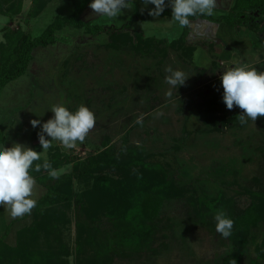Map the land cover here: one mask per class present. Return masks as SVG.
Listing matches in <instances>:
<instances>
[{
	"label": "rangeland",
	"instance_id": "obj_1",
	"mask_svg": "<svg viewBox=\"0 0 264 264\" xmlns=\"http://www.w3.org/2000/svg\"><path fill=\"white\" fill-rule=\"evenodd\" d=\"M263 1L245 0L241 4L239 0H223L225 4L221 3L213 16L190 17V25L183 29L171 20V11L159 17L136 19L154 8L151 4L145 7L142 0H133L132 10L124 9L116 20L93 15L89 7L92 0H22L21 13L0 15V42H8L6 34L18 30L33 37L41 35L58 15L75 11L80 20L88 23L74 22L56 31V42L36 48L26 73L3 89L0 148L20 143L41 152L42 162L54 163L55 152L59 151L87 163L89 157H99L112 145L121 164L131 163V157L124 153L131 149L141 163L145 161L167 172L174 184L184 189L183 198L169 197L171 200L166 202V213L174 224V230L167 229L169 246L161 247L153 257L145 252L116 256L111 264H219L231 252V242L200 220L187 203L190 196L221 203L232 199L243 209L256 206L261 223L252 229L244 264L255 257L264 263L256 252L257 247L264 252V117L241 125L238 116L242 110L236 106L226 108L220 81L226 67L242 63L264 71ZM229 21L232 25L227 24ZM113 27H127L129 32L117 38L118 30L112 33ZM98 29L102 31L94 32ZM127 34L132 35L131 42H127ZM169 66L189 77L177 90L171 88L170 98L166 96L170 86L165 82ZM58 104L73 112L81 104L87 106L95 114V127L84 143L77 142L73 149L52 141V146L43 151L37 134L54 115L52 106ZM139 117L141 124L136 123ZM33 119L40 120L41 126L33 128ZM45 138L50 139L46 134ZM76 164L71 161L52 171L69 172ZM125 171L109 165L75 179L74 191L83 196L82 203L76 206L72 201L68 208H57L58 213L69 217L59 235L52 220H46L48 231L45 226L38 227L34 211L13 219L0 206V239L15 247L31 235L25 252L29 260L31 257L27 264H34L44 249L60 238L73 252L68 257L69 264H76L78 214L82 221L105 228L107 217L100 223L89 208L94 202H111L117 187L128 185L130 173ZM99 177L103 182L98 181ZM106 182L111 187L102 185ZM41 190L35 188L34 199ZM49 231L52 235L45 246Z\"/></svg>",
	"mask_w": 264,
	"mask_h": 264
},
{
	"label": "trees",
	"instance_id": "obj_2",
	"mask_svg": "<svg viewBox=\"0 0 264 264\" xmlns=\"http://www.w3.org/2000/svg\"><path fill=\"white\" fill-rule=\"evenodd\" d=\"M239 1L242 4V1L245 0ZM252 1L258 3L261 0ZM261 6H264V1ZM169 11L172 12V9ZM21 12L22 0H0V15L14 16ZM147 15L148 12L139 14L136 19ZM74 22H77L78 25L88 24L80 20L77 11H75L66 16L58 15L41 35L33 37L23 30H18L15 34L13 32V35L9 34L11 32L6 34L8 42H0V97L8 83L26 73L29 62L34 58L33 54L36 48L54 44L58 38L55 32L69 27L70 24L73 25ZM127 27L116 30L113 27L112 33L118 30L116 36L120 38L121 35L125 36L129 32L125 30ZM100 31L102 30L98 29L94 32L99 33ZM131 36L127 42L130 41ZM124 153L131 157V163L121 164L119 158L115 157V146L112 145L107 146V150H102L99 157H89L87 163L78 162V158L57 151L54 155V163L48 162L51 165V170L47 171L62 168L71 161H76L77 164L71 171L56 174L55 177L45 173L46 170L43 167L39 172H36L34 170L35 165H33L30 174L46 188V192L37 200V205L32 210L36 225L38 227L45 226L44 228H47L48 231L49 226L46 220L49 219L50 222L52 220L51 225H55V229H57L55 232L58 235L61 233V225L66 224L69 217L65 213H58L57 208L60 205L68 208L72 201L76 206H80L82 203L83 196L74 191L75 179L85 175L90 176L94 171H100L104 166L109 165L130 173L128 185L125 184L123 188L117 187L111 200H109L111 202H98V208L96 202H94V206L90 204L91 208L89 209L93 210L98 222L103 223V217H107L108 223L105 228L98 229L86 220H84L85 222L82 221L78 214L74 247L76 264H111L116 256H137L143 252L149 257H153L160 252L161 247L167 248L169 246L166 241L169 237L167 229L174 230V224L169 214L166 213V202L171 200L169 197L183 198L181 193H185L184 189L177 187L167 172L161 171L157 167L145 163V161L141 163L137 157L132 155L131 149H127ZM38 162L43 165L45 161L38 160ZM134 167L136 169H133ZM124 178H126L125 174ZM99 180L103 182L101 177L98 178ZM106 183L102 185L111 187L112 184ZM175 191L176 193L173 194ZM186 199L200 220L213 227L216 225L214 216L218 210H224L227 217L234 221L232 235L228 237L232 246L231 252L224 255L219 264H244L248 244L252 239V229L259 227L258 225L261 223L260 211H255L256 206L238 208L236 201L234 202L232 199L224 200L222 203L220 200L200 198V196H190ZM87 212L90 213L91 211L87 210ZM27 229L33 230V228ZM24 234V232L21 233V239H23ZM51 235V231L46 233L45 246L49 243ZM26 239L15 247L8 246L0 239V264H6L9 261V264H19V261L26 264L28 261L30 262L31 257L29 260L25 249L31 242L32 236L30 235ZM157 242L158 245H156ZM256 252L257 256L260 255L264 258V252L261 248L257 247ZM71 254H73L71 248L59 238L56 244H51L50 247L44 249L42 256L37 257L34 264H69L68 257ZM255 259H247L249 261L247 264H261L259 257H255Z\"/></svg>",
	"mask_w": 264,
	"mask_h": 264
},
{
	"label": "clouds",
	"instance_id": "obj_3",
	"mask_svg": "<svg viewBox=\"0 0 264 264\" xmlns=\"http://www.w3.org/2000/svg\"><path fill=\"white\" fill-rule=\"evenodd\" d=\"M223 0H142L146 7L151 4L154 8L148 11V15L159 17L165 7L171 6V20L183 29L190 25V17L213 16L214 10L221 5ZM92 14L97 17H106L116 20L123 14L124 9L132 10L133 0H92L89 4ZM143 8L141 12H143ZM169 75L165 82L170 86L166 92L167 97L173 95L171 88H177L185 84L189 78L182 70H174L172 67L165 69ZM223 88V102L228 110L234 106L242 110L238 116L241 125L248 120L253 123L259 117H264V71H258L246 63L238 66L226 67L220 76ZM54 114L41 126V121H30L33 128L41 126L37 134L39 144L43 151L52 146V141H59L66 149H73L77 142L84 143L90 131L95 127L96 117L93 111L81 104L73 112L62 104L51 108ZM136 123H142V117L137 118ZM45 134L50 139L45 138ZM41 159V152L20 143H14L11 147L0 148V206H3L11 218H22L31 214L36 207L34 199L36 181L30 174L34 162ZM41 167L49 170L51 165L45 161L43 165L35 164L34 170L39 172ZM49 174L56 176L55 171ZM215 229L224 238L232 235L234 221L227 217L224 210H218L214 216Z\"/></svg>",
	"mask_w": 264,
	"mask_h": 264
},
{
	"label": "crops",
	"instance_id": "obj_4",
	"mask_svg": "<svg viewBox=\"0 0 264 264\" xmlns=\"http://www.w3.org/2000/svg\"><path fill=\"white\" fill-rule=\"evenodd\" d=\"M225 1H227V0H225ZM222 3H224V2H222ZM225 4V3H224ZM168 9H171V7H169V8H165V10H164V12H166V14H168V12H169V10ZM148 11V10H147ZM146 11V12H147ZM169 14H171V13H169ZM162 16L163 15H165V14H161ZM142 18H144V17H142ZM141 18V19H142ZM146 18V17H145ZM224 22V21H223ZM225 23H227V22H225ZM228 25H232V24H230L229 22L227 23ZM36 188L38 189V190H41L42 191V193L39 195V197L38 198H36V201L46 192V188H45V186L43 185V184H39L38 183V186L36 185ZM9 214V213H8ZM2 216V215H1ZM8 222H11V219L9 220V221H7V223H6V225L8 224ZM1 223V222H0ZM1 229L2 228H0V231H1Z\"/></svg>",
	"mask_w": 264,
	"mask_h": 264
}]
</instances>
